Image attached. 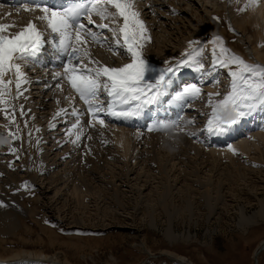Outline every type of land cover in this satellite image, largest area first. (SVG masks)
I'll return each mask as SVG.
<instances>
[{"label": "bare ground", "instance_id": "1", "mask_svg": "<svg viewBox=\"0 0 264 264\" xmlns=\"http://www.w3.org/2000/svg\"><path fill=\"white\" fill-rule=\"evenodd\" d=\"M201 1L138 0L137 7L150 36V42L146 43L144 48L149 63L156 68L164 67V61L174 63L188 48V41L196 40L199 47L204 49L202 59L206 62L205 67H209L212 63V40L215 34L219 33L232 50L238 52L245 61L264 65V0H258L256 5L247 7L248 0H239L242 3L241 9H244L240 15L235 13L234 0H217L219 8L215 12L206 11L203 18L197 11ZM0 4L4 5L0 8V16L11 12L10 16H5L0 22L15 23L17 27L12 31L23 27L28 19L32 18V14L15 12V7H23L21 0H0ZM189 13L203 23L205 37L196 38L183 33L188 27H185L181 20ZM94 19L99 23L98 17ZM93 30L96 31L94 27ZM102 31L105 36L111 37L107 29ZM91 54L102 64L110 66L130 62V56H114L107 47L99 45H91ZM64 62L66 57L57 59L51 47H46L38 62L24 68L30 83L22 87L27 91H24L19 99L11 101L16 105V123L9 124L3 113H0V201L4 205L0 206L1 237L13 234L20 225L17 216V212L20 211H17L19 199L28 187L35 191L32 197L34 202L41 200L43 194V199L49 200L59 216L62 209L67 210L70 206L71 210L84 211L87 206L84 205L83 199L89 196L96 201L95 212L106 215L109 210L99 206V202L105 198L102 196L104 193H101L104 188L100 185L93 186L91 182L98 177L105 184V190H111L108 193L110 196L106 198L114 200L119 209H124L123 199L125 200L126 193L120 189L123 185L136 198L133 201L135 203L133 210L139 219L146 220L155 228L158 224L156 211L159 210L160 214H164L166 221L163 234L170 240L186 241L191 237L189 231L186 234L175 232L174 222L184 218L183 213L190 210L189 196L193 190L190 186L200 185L204 187L205 192L212 187L219 188L220 179L215 181L216 177L213 179L210 172L212 170L219 172L218 164L223 161L222 158L225 159L224 162L228 160L233 164L242 155H246L247 165L249 163L248 166H251L252 170H255L254 167L257 165L252 163V160H264V109L254 111L226 135H210L204 130L211 114L208 93L219 92L221 95L213 99H221L229 90L230 80L227 79L226 84L219 89L213 85L202 86L200 74L191 69H185L178 76L177 85L182 88L188 83H197L202 88L201 97L189 100L183 107L169 103V98L166 97L160 104L151 106L140 119L124 121L108 118L106 127L102 128L99 124L95 128L86 127L85 135L80 142L73 144L65 132L74 123L75 118L58 117L56 126L49 127L53 114L59 108L71 111L70 102L65 97H75V106L87 112V106L76 96L67 81L53 79L54 72H63ZM227 71L228 69L217 66L211 76L204 79V83L214 79L216 81L218 75H224ZM12 78L14 79V76ZM57 83L62 84L63 91L56 87ZM11 90L15 96V84L11 86ZM105 96L106 94H102L100 99L104 100ZM20 105L24 106L26 113L23 117L20 116ZM88 119L87 115L82 117L85 126ZM25 120L28 123L27 128L24 127ZM188 120L195 122L188 124ZM156 121L165 124L177 121V126L149 132L148 124ZM17 124L20 126L19 132ZM37 128L39 132L35 131ZM30 130L31 138L28 135ZM189 131L196 135H187ZM10 132L16 133L19 138L12 139ZM137 132L141 133L139 138L136 136ZM200 133H203L201 137ZM89 136L92 137L90 140ZM37 138L40 140L39 144ZM229 144L235 149V157L228 148ZM10 148L17 151L11 152ZM252 153L257 155L256 158ZM250 155L252 158H248ZM205 161L208 162L206 171L209 173L202 178L201 174L206 172L200 171V165ZM25 182L27 184L22 186ZM128 198L126 202H132V199ZM99 199L101 200L98 201ZM259 203V209L249 215L244 213L241 206L238 208L237 223L243 231L249 225L264 220V202L259 200ZM13 206L14 210L11 209ZM69 213L72 214V211ZM263 248L264 239L261 241L260 249L256 250L257 255ZM163 252L181 264H192L186 262L187 260L179 254L167 250ZM33 254L35 259L46 257L40 251ZM29 258L33 259V256L24 261H32Z\"/></svg>", "mask_w": 264, "mask_h": 264}, {"label": "snow or ice", "instance_id": "2", "mask_svg": "<svg viewBox=\"0 0 264 264\" xmlns=\"http://www.w3.org/2000/svg\"><path fill=\"white\" fill-rule=\"evenodd\" d=\"M21 2L23 7L17 6L14 10L16 13L32 14L26 25L12 31L17 27L15 23L0 22V113H3L9 124L16 123V105L11 101L19 99L27 91L22 86L30 83L24 68L38 62L46 47H51L57 59L66 57L63 72H54L53 79L67 81L76 96L87 106L85 113L84 109L75 106V97H65L70 102L71 111L59 108L49 122V127L54 128L58 117L75 118L65 132L73 144L80 142L86 127L95 128L97 124L106 127L108 118L124 121L140 119L151 106L160 104L166 97L169 103L179 107L201 97L202 88L197 83H188L182 88L177 85L178 76L185 69L200 74V85L217 66L228 69L231 78L229 90L218 100L213 97H219L221 93H208L211 114L204 130L210 135H226L254 111L264 109V65L248 63L224 47L219 36L212 40V63L209 67H205L202 62L204 49L199 47L196 40L188 41V48L174 63L164 61L165 66L162 68L152 66L144 54L150 36L137 7L138 0H65L62 5L50 0ZM257 3L258 0H248L246 7ZM3 7L0 4V8ZM10 15L11 12L4 13L0 20ZM94 17L99 18V23ZM104 29L111 33V37L103 34ZM91 45L107 47L114 56H130V62L120 66L102 64L92 56ZM13 84L15 96L11 90ZM56 87L63 91L61 83H57ZM102 94H106L104 100L100 99ZM19 108L20 116H25L24 106L20 105ZM84 115L89 117L86 126L82 120ZM194 122L187 121L188 124ZM170 126L176 127L177 121L171 124L156 121L148 124L147 130L163 131ZM24 127H28L27 120L24 121ZM19 130L17 124V132ZM35 131L39 132V128ZM9 134L12 139L19 138L16 133ZM186 134L196 135L191 131ZM28 135L31 138V130ZM140 135V132L136 133L137 138ZM91 138L88 137L89 140ZM228 148L235 154L231 144ZM9 151L17 150L10 148ZM0 206H4L2 201Z\"/></svg>", "mask_w": 264, "mask_h": 264}, {"label": "rangeland", "instance_id": "3", "mask_svg": "<svg viewBox=\"0 0 264 264\" xmlns=\"http://www.w3.org/2000/svg\"><path fill=\"white\" fill-rule=\"evenodd\" d=\"M198 7L197 11L202 14V18L206 11L215 12L219 8L217 0H202ZM233 7L235 13L240 15L242 3L234 0ZM192 16L189 13L186 20H181L188 27L183 33L196 38L205 37L203 23ZM215 36L221 37L224 47L240 56L225 42L222 35L216 33ZM227 79H231L228 71L224 75H218L216 81L219 80V83L214 79L202 86L213 85L219 89L226 84ZM202 135L200 133L199 136ZM256 156L255 154L254 158ZM245 158L246 155H242L233 164L221 159L223 161L218 164L219 172H210L213 179L216 177L215 181L220 179L219 188L212 187L205 192L200 185L190 186L193 189L189 196L190 210L183 213L184 218L174 222L175 232L186 234L189 231L191 237L186 241L170 240L163 234L166 221L159 210L156 211L159 215L157 214L158 224L155 228L146 220L139 219L133 210L136 198L126 186H120L126 193L123 210L118 208L114 200L106 198L110 196L108 193L111 190H105V184L96 177L91 182L93 186L100 185L104 188L101 193H104L102 196L105 198L98 201L101 200L100 207L109 210L107 214L95 212L96 201L89 196L86 197L87 200L83 199L87 209L78 212L71 210L70 206L67 210L58 212L60 216L49 200L43 199V194L41 200L34 202L32 197L35 191L28 187L19 199V209L16 208L17 211L20 210L17 212L20 225L13 234L0 236V264H181L164 253V250L179 254L192 264H264V248L259 255L256 252L264 239V220L249 225L245 231L237 223L240 206L249 215L259 209V200L264 202V160H252V163L257 164L255 170H252ZM207 165V161L200 165V171L206 172L201 174L202 178L209 173L206 171ZM134 194L136 196V192ZM126 198L132 199V202H126ZM11 209L14 210L15 206ZM39 251L46 257L35 259L33 253ZM30 256H33V259L29 258L32 261L28 259L29 262H25L24 259Z\"/></svg>", "mask_w": 264, "mask_h": 264}]
</instances>
